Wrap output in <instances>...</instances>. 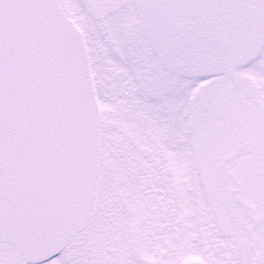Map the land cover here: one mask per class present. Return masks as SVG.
Listing matches in <instances>:
<instances>
[{"label": "snow or ice", "instance_id": "obj_1", "mask_svg": "<svg viewBox=\"0 0 264 264\" xmlns=\"http://www.w3.org/2000/svg\"><path fill=\"white\" fill-rule=\"evenodd\" d=\"M0 264H264V0H0Z\"/></svg>", "mask_w": 264, "mask_h": 264}]
</instances>
